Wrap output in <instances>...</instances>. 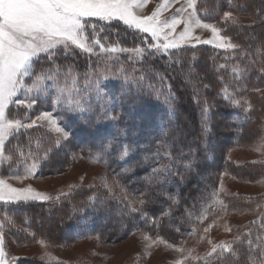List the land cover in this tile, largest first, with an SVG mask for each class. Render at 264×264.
Instances as JSON below:
<instances>
[{
  "label": "trees",
  "instance_id": "trees-1",
  "mask_svg": "<svg viewBox=\"0 0 264 264\" xmlns=\"http://www.w3.org/2000/svg\"><path fill=\"white\" fill-rule=\"evenodd\" d=\"M197 10L204 20L221 25L224 33L241 47L236 51H225L202 45L172 49L167 54L156 53L148 48V44L154 43L148 35L128 28L120 21H98L95 28L92 25L86 27L90 43L98 39L105 48L120 46L129 51L112 59L109 53H101L97 45L92 54L74 50V56L61 61L65 65H73L74 75L80 77L75 84L78 88L84 82L85 73H92L93 78L97 75L107 77L101 79L100 83L109 95L99 103L114 101L116 105L122 104L115 113L110 112L109 115H122L124 119L120 126L125 127V130L127 126L135 124L133 139L140 140L142 149L152 150L136 155L132 166H125L128 172L123 175H117L122 172L117 163L108 161L106 165L104 161L97 162L116 178L128 183L139 200L142 198L141 193L149 194L144 205V211L148 213L147 220L140 219L139 213L127 215V202L120 196L100 187H81L51 202L30 201L4 206L3 211L10 221L7 229L14 231L19 243L26 244L44 238L58 239V242L67 244L90 236L114 241L140 231L178 244L187 239L190 229L202 221L214 219L222 212L263 208L262 218L250 221L240 241L233 242L235 252L208 255L197 263L260 264L256 245L264 242V194L250 198L229 196L220 190L219 184L222 173L240 178L245 175L251 179V175L264 170V164L234 165L227 156L232 148L259 142L264 134V95L261 93L264 89V72L261 71L264 69V45L260 43V38L264 37V0H197ZM226 11L251 16L255 22L251 25L224 22L223 13ZM139 48L145 50L143 55L134 51ZM149 52L152 54L149 55ZM234 68L247 69L239 82L233 73ZM190 71L192 75L188 74ZM141 75L145 76V88L151 83L158 91L142 95L133 110L121 101V95L127 93L129 88L136 92ZM204 84L209 87L204 88ZM236 88L246 90L236 95ZM257 88L260 91H255ZM225 89L234 99L241 96L248 99L252 109L245 111L236 107L225 98ZM170 97L175 100L172 112H169L167 103ZM83 100L94 106L97 103L94 92L91 96H84ZM205 100L209 111L202 116ZM39 109L53 111L52 100L42 98L33 110L21 107L10 110V113L22 118L29 113L36 115ZM54 114L62 125H69V130L74 134L72 143L68 145L71 150H61L58 157L40 161L37 167L39 172L56 170L59 166L68 167L72 155L95 161V151L91 148L93 138L89 135L94 129L85 128L82 119L70 116L62 108L54 110ZM99 115L100 110H97L93 124L109 125L107 120L98 121ZM162 136L167 138V144L172 145L174 155L180 157L172 165L173 172L177 174L172 175L166 184H149L152 168L158 166L152 159V152ZM54 137L40 125L26 132L21 130L18 139H11L7 143L8 149H15L16 156L15 162L8 163L5 171L15 174L19 173L23 165H31L32 158L19 155L20 151L27 152L30 146L33 156H43V149L50 146V138ZM136 161L143 163L129 179ZM190 161L194 167L188 170L185 166ZM93 196L96 197L95 202L89 200ZM248 239L253 241L250 256L248 246L244 243ZM261 248L264 249V243H261Z\"/></svg>",
  "mask_w": 264,
  "mask_h": 264
},
{
  "label": "snow or ice",
  "instance_id": "snow-or-ice-1",
  "mask_svg": "<svg viewBox=\"0 0 264 264\" xmlns=\"http://www.w3.org/2000/svg\"><path fill=\"white\" fill-rule=\"evenodd\" d=\"M146 2L147 0H0V166H3L4 161H8L9 165L15 162L16 151L8 149L6 142L18 139L21 130L26 132L28 129L38 127V121L44 122L49 132L56 135L54 138H50V146L43 149V156H33L30 146L27 152L20 151L19 155L32 158L28 169L30 173L34 172L40 161L53 156L58 157L61 150H71L68 145L72 143L74 134L69 130L70 126L62 125L49 112H42L35 119H30L29 122L11 115V106L16 105L30 110L37 105L41 96L52 100L57 106L63 107L70 116H78L84 122L85 128L94 129L89 135L93 138L91 148L95 151V161H104L106 165L108 161L117 163L122 169V172L117 175L127 173L128 167L125 166L131 167L133 161L136 160V155L140 152L152 151L151 149H142L140 140L133 139L132 130L136 127L135 124L127 126V130H125V127L120 126V122L124 119L122 115H109L110 112L115 113L116 108L122 107V104L116 105L114 101L99 103L109 95L100 83L101 79H107V77L97 75L96 78H93L92 73H85L81 87H70V85L76 84L80 77L74 75L75 69L72 64L65 65L61 61L69 56H74L76 54L74 50L78 49L91 54L94 46L99 45L101 51H117L115 47L105 49L98 39L89 43L86 27L92 18L107 22L121 21L128 28L149 34L155 43L148 44V48L156 53L167 54L169 50L177 49L185 43H189L192 47H195L196 44H208L225 51H236L241 47L234 43L231 37L222 35L221 29L215 24L205 22L201 18L197 10V0H186V5L177 9L170 22L158 20L159 10L146 17L137 15L134 8ZM189 9L191 11H188ZM184 12H187L186 16L181 15ZM223 17L225 21L236 22L238 19L232 11L224 12ZM161 23L164 27H160ZM181 23L184 27L177 35L176 28ZM92 27L95 28V25ZM164 28L169 31L165 32ZM196 29L209 31L211 39H202L201 36L195 35ZM169 36L173 38L169 39ZM260 43L264 45V37L260 38ZM122 50L128 51V49ZM134 51L143 55L145 50L139 48ZM151 54L149 52V55ZM220 67L223 68L224 65ZM246 71V68L233 69L237 82L243 78ZM261 71L264 72V69ZM188 74L192 75L191 71ZM144 82L145 76L141 75L137 81V91L133 92L129 88L127 93L121 95V101L127 103L133 110L137 107L142 95H151L152 92L158 91L151 83L147 84L145 88ZM203 87L208 88L209 85L204 84ZM245 90L246 88H236L234 91L236 95H240ZM255 91L258 92L260 89L257 88ZM93 92L97 100L95 106L91 102L85 103L83 100L84 96H91ZM21 93H24L23 97ZM224 93L225 98L236 107L243 108L245 111L252 109V103L243 96L234 99L227 93V89L224 90ZM125 96H127L126 101ZM77 97L81 98L77 99ZM167 103L169 112H172L174 98L170 97ZM203 103L205 107L202 108V116L209 111L206 106L207 100ZM97 110H100L97 120H107L110 122L109 125L93 124V117L96 116ZM88 113L91 114L88 115ZM166 139L162 136L155 151L152 152V159L158 166L152 168V178L149 184L153 182L160 185L166 184L172 175L177 174L173 172L172 165L180 157L174 155L172 145L167 144ZM6 152H11V154L6 155ZM184 158L187 159V157ZM165 159L167 162H160ZM142 163L143 161H136L135 167L132 168V172L128 176L129 179H131V175H135V169L139 168ZM185 167L191 170L194 164L190 161ZM115 183L119 185V181ZM105 187H108L106 180ZM124 190L126 191V189ZM109 191L111 192V189ZM148 195V193H141L142 198L139 200L141 207L139 208L132 206L133 202L128 201L125 196L127 215L132 216V214L139 213L140 219L147 220L148 213L144 211V205ZM50 199L52 198L36 191L31 186L17 188L0 179V202L21 204ZM89 200L95 202L96 197H89ZM2 228L3 224H0V229ZM236 241L239 242L240 238H236ZM40 243L43 245L45 241L41 240ZM244 243L248 246V255L250 256L253 241L248 239ZM261 243L256 245V254L260 264H264V249L261 248ZM235 251L233 243L216 244L213 245L208 255ZM12 260L14 264L15 258ZM0 264H9L4 251L2 231H0ZM176 264H184V262L177 261Z\"/></svg>",
  "mask_w": 264,
  "mask_h": 264
},
{
  "label": "rangeland",
  "instance_id": "rangeland-1",
  "mask_svg": "<svg viewBox=\"0 0 264 264\" xmlns=\"http://www.w3.org/2000/svg\"><path fill=\"white\" fill-rule=\"evenodd\" d=\"M183 5H186V0H147L146 3L134 8V12L141 17H146L159 10L158 20L160 22H170L171 18L176 14L177 9L181 8ZM188 11H191V9ZM181 15L186 16L187 12ZM234 16L238 17L236 22L232 20L225 21L224 19L223 21L240 25H251L255 22V19L251 16L237 14H234ZM98 21L110 23L92 18L88 25H95ZM205 22L215 24L216 27L221 29V34L226 35L221 25L206 20ZM160 27H164L163 23L160 24ZM183 27V23L177 26V35L183 30ZM164 31L167 32L169 30L164 28ZM146 35L151 38L149 34ZM195 35L201 36L202 39H211V33L207 30L196 29ZM172 38V36H169V39ZM153 42L155 43V41ZM202 45L214 47L208 44H196V46ZM96 47L97 45L94 46L92 53L95 52ZM113 47H115L117 51H101L100 47L98 50H100L101 53H109L112 59L117 56L121 57L123 53L127 52L123 51L120 46H109L108 48H104L111 49ZM182 47H191V45L185 43L179 48ZM70 87L78 88L75 84L70 85ZM261 93L264 95V89L261 90ZM23 95L24 93H21L22 97ZM42 98L44 99L45 97L41 96L40 100ZM77 99H80V97H77ZM36 106L33 109H35ZM14 108L18 109L21 107L13 105L10 110ZM58 108L63 109V107L53 103V111L39 109L36 110L38 111L36 115L32 116L29 113V115L21 119H24L25 122H29L30 119H35L42 112H49L55 117L54 110H58ZM38 125L48 129L44 122L38 121ZM52 134L54 136L56 135L55 133ZM7 143L8 142H6V144ZM215 155L218 162L219 155L217 151ZM227 156L229 161L237 166L248 163L264 164V134L259 142L232 148L229 150ZM72 157L73 159L68 167L59 166L60 168L56 170L50 169L43 173H40L37 168L33 173H30L28 171L30 165H23L19 173L8 174L7 170L5 171V167L9 162L4 161L3 166H0V179H3L6 183L17 188L31 186L36 191L52 198L47 201L33 202H51L55 199L57 200V197L61 198L69 195L75 189L81 187H100L107 191L111 189L112 194H116L123 199L126 196L128 201L133 202L132 206L134 207L140 205L137 195L132 193L133 189L129 187V184L116 178L107 168L95 161L86 160L79 155H72ZM254 170L257 169L254 168ZM242 176L243 178H240L229 173H222L220 175V190L229 196L238 195L249 198L264 194V170L261 172L258 171L256 175H251V179H248L245 175ZM105 180L108 187H105ZM116 181H119V185L115 183ZM124 189H126V191ZM6 205L11 204L0 202V224H3V228L0 229V231L3 232L4 251L7 254L9 264H13L12 258H15L14 264H176L177 261H183L184 264H197L208 256L213 245L233 243L236 241V238H240L243 235L250 221L259 220L263 216V208L249 211L222 212L214 219L202 221L197 227L190 229L191 231L187 239L178 244L160 236L140 231L132 233L123 239L114 241H103L94 236H90L66 244L64 242H58V237L56 236L57 240L43 238L26 244L23 242L22 244L16 240L14 231H12V229H7L9 228L8 224L10 221L3 211ZM205 229H207V231H205ZM41 240H44L45 244L42 245L40 243Z\"/></svg>",
  "mask_w": 264,
  "mask_h": 264
}]
</instances>
